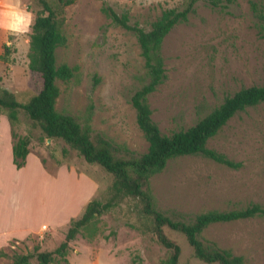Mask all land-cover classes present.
<instances>
[{"label": "rangeland", "instance_id": "obj_1", "mask_svg": "<svg viewBox=\"0 0 264 264\" xmlns=\"http://www.w3.org/2000/svg\"><path fill=\"white\" fill-rule=\"evenodd\" d=\"M101 1L72 0L63 9L61 29L66 44L55 50V62L74 71L67 82H56L55 109L82 119L90 107L93 132L139 156L147 144L136 126L129 98L146 81L143 61L132 33L103 15ZM104 1L143 30L163 10L180 9L186 2ZM250 2L264 10V0H218L215 6L199 0L186 22L165 36L161 45L165 79L147 96L150 118L162 134L193 125L241 88L264 84V43L258 37ZM17 4L31 14L30 23L25 17L17 31L0 26V87L24 103L38 88L37 76L27 68L30 27L38 6L34 0H0V12ZM16 115L12 132L15 137L28 138V153L34 158L24 161L21 169H12L0 146V231L12 223L21 229L39 223L47 227L23 240L8 241L0 249L5 255L0 264H11L13 256L32 253L34 247L38 252L53 250L69 221L83 210L67 212L64 204L79 197L104 203L111 182L99 166L87 164L62 141L45 139L21 110ZM6 129L12 143L5 111H0V143ZM206 147L240 167L226 168L201 156L168 161L148 180L156 210L190 221L209 210H237L252 203L264 207V103L236 113ZM81 179L95 185L94 194L80 193L74 181ZM57 213L69 218L53 226ZM146 223L135 201L120 200L94 220L93 231L78 232L69 243L67 264H162L167 251L154 241ZM165 233L180 247L178 264H203L193 257L181 235L167 229ZM200 237L240 256L243 264H264V218L211 224ZM54 263L63 264L55 256ZM29 264L39 263L31 259Z\"/></svg>", "mask_w": 264, "mask_h": 264}, {"label": "trees", "instance_id": "obj_2", "mask_svg": "<svg viewBox=\"0 0 264 264\" xmlns=\"http://www.w3.org/2000/svg\"><path fill=\"white\" fill-rule=\"evenodd\" d=\"M34 1L38 8L34 12L30 27L27 68L37 76L38 88L27 101L19 103L12 92L0 87V111H5L12 138L11 162L15 169H19L24 165L28 154V138L15 137L12 132V127L17 121V111L21 110L45 139L62 141L87 164L99 166L111 177V182L109 198L104 203L95 199L88 201L79 217L69 221L62 241L53 250L38 252L34 247L32 253L13 256L11 264H29L31 259L39 264H52L54 256L63 264H67L65 255L69 243L78 232L93 231L90 226L94 220L125 198L135 201L139 216L147 222L148 232L154 241L167 251V258L162 264H178L180 256L179 245L166 235L165 229L181 235L191 249L193 257L203 264H243L240 256H234L229 250L218 248L213 243L204 242L200 235L211 224L264 218V207L252 203L237 210H209L194 215L190 221H183L157 211L148 187L149 178L161 172L168 161L179 157L201 156L226 168H239L240 163L207 148L206 142L236 113L264 103L263 84L239 89L231 96L225 97L221 104L193 125L169 135L162 134L151 120L147 96L165 79L161 55L162 41L175 25L186 22L199 0H186L180 9L163 10L147 30L130 24L125 13L117 15L104 0L101 1L100 10L103 15L113 25L132 33L143 61L146 81L129 98L136 126L147 144L146 151L139 156L132 155L123 145L112 142L102 134L93 132L90 126V107L82 119H76L55 109L59 95L56 82H67L74 71V68H69L64 63L56 65L55 62V50L66 44L61 29L64 21L63 9L71 4L72 0ZM203 1L212 6L218 3V0ZM249 8L257 21L258 37L264 43V10L254 2L249 3ZM5 52H8V49H5ZM0 257H5L1 251Z\"/></svg>", "mask_w": 264, "mask_h": 264}, {"label": "crops", "instance_id": "obj_3", "mask_svg": "<svg viewBox=\"0 0 264 264\" xmlns=\"http://www.w3.org/2000/svg\"><path fill=\"white\" fill-rule=\"evenodd\" d=\"M6 126V125H5ZM7 128V127H6ZM4 134L2 135V139H1V151L4 153H6L7 155V160L9 161V163L12 161L11 159V142H10V137H9V131L8 129H6L5 131H3ZM32 154H27L25 157V162L27 160H29L30 157L34 158L33 156H31ZM34 160V159H33ZM36 160V159H35ZM37 161V160H36ZM38 170L41 171L40 165H38ZM10 167L12 169H15L13 164L11 163ZM21 169V168H20ZM42 172V171H41ZM59 172H64L65 175H69V173H66L65 171H62L60 169ZM75 182V186L78 187L77 189H79L80 193L82 191V194H86V191L88 192V195H92L95 192V185L92 184L90 181H88V179H81L78 181H74ZM89 198L86 200H82L80 199V197L78 199H76L75 201H70L68 203L64 204V207L66 208L67 212H75V211H81L84 207V205L88 202ZM56 219H54V225H57L58 223H62V221H65L64 219H68L69 216H65V217H60L59 213L56 214L55 216ZM35 228H19V226H17L16 224H11L9 226V228H6L5 230H1L0 231V249L5 247L7 245V242L15 239V240H23L24 238H26L29 235H33V234H39L41 227H47L46 224L44 223H39L38 226H34Z\"/></svg>", "mask_w": 264, "mask_h": 264}, {"label": "clouds", "instance_id": "obj_4", "mask_svg": "<svg viewBox=\"0 0 264 264\" xmlns=\"http://www.w3.org/2000/svg\"><path fill=\"white\" fill-rule=\"evenodd\" d=\"M30 16V13L20 9L17 4L13 9L0 12V26H6L11 31H17L25 23V17H29L30 23Z\"/></svg>", "mask_w": 264, "mask_h": 264}, {"label": "built area", "instance_id": "obj_5", "mask_svg": "<svg viewBox=\"0 0 264 264\" xmlns=\"http://www.w3.org/2000/svg\"><path fill=\"white\" fill-rule=\"evenodd\" d=\"M45 229V227H41V230H44Z\"/></svg>", "mask_w": 264, "mask_h": 264}]
</instances>
